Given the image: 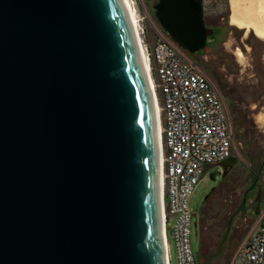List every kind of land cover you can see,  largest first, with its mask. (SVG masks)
Masks as SVG:
<instances>
[{"label":"water","instance_id":"water-1","mask_svg":"<svg viewBox=\"0 0 264 264\" xmlns=\"http://www.w3.org/2000/svg\"><path fill=\"white\" fill-rule=\"evenodd\" d=\"M152 8L198 49L200 0ZM130 19L125 0H0V264H165L156 112Z\"/></svg>","mask_w":264,"mask_h":264},{"label":"built area","instance_id":"built-area-1","mask_svg":"<svg viewBox=\"0 0 264 264\" xmlns=\"http://www.w3.org/2000/svg\"><path fill=\"white\" fill-rule=\"evenodd\" d=\"M151 45L138 30V49L151 77L159 126L161 170V230L165 264L166 237L174 249V264H198L190 246L188 200L205 165H218L232 153V130L218 92L187 53L158 26L151 25ZM264 187V176L258 174ZM173 221L169 228L166 222ZM226 264H264V198Z\"/></svg>","mask_w":264,"mask_h":264},{"label":"rangeland","instance_id":"rangeland-1","mask_svg":"<svg viewBox=\"0 0 264 264\" xmlns=\"http://www.w3.org/2000/svg\"><path fill=\"white\" fill-rule=\"evenodd\" d=\"M130 2L138 21L137 28L143 31L145 42L151 45V25H155L151 16L153 0ZM227 13V0H203V16L208 20L220 21ZM237 30L243 33L242 29ZM241 33L234 39L230 30L215 54L194 59L220 94L231 126L234 122L238 125L237 130L234 125L231 129V155L235 157V163L222 174L213 167L216 173L212 180L207 174L200 175L188 200L191 212L189 240L196 261L213 251V245L225 231L220 251L205 264H223L224 254L239 241L264 198V187L258 176H264V57L259 50L254 52L246 47ZM237 50L241 55H236ZM253 169L257 173H253ZM172 221L173 217H169L167 228ZM166 245L169 264H174L169 233Z\"/></svg>","mask_w":264,"mask_h":264},{"label":"flooded vegetation","instance_id":"flooded-vegetation-1","mask_svg":"<svg viewBox=\"0 0 264 264\" xmlns=\"http://www.w3.org/2000/svg\"><path fill=\"white\" fill-rule=\"evenodd\" d=\"M155 2H156V0H153L152 5ZM200 3H201L200 20L202 23V43L199 45V47H197L198 49L192 53H189L183 49L187 53V55L192 59V61H194V62H195L194 59L196 57H203L205 55H212V54H215L219 49H221L223 40H224L225 36L230 32V30H232L234 39H238V34L241 33V32H238L237 26L232 25L230 23V4H229V11L225 15V17H222L220 21L213 22V21L208 20L207 18H205L203 16V0H200ZM152 5H151V16L153 17V20H154L156 26H158V28L161 29L160 26L156 23V21L154 19V16H153L154 10L152 8ZM245 31H246V28H244V32L241 33V36L244 38L246 47L252 48L254 50V52H255V50H259L263 54V57H264V52H262L264 50V40H262V39H264V38L260 39L254 33L253 34L257 38L251 37L250 34H246ZM241 47L244 48V46L242 44H241ZM219 96H220V94H219ZM227 115H228V113H227ZM228 118L230 120L229 115H228ZM233 125L235 126V130H237L238 125L235 122L232 124L231 129H232ZM232 135H233V133H232ZM212 170H213V168L208 170V172H210ZM208 172L203 174V175L208 174ZM222 173H223V168H222L221 174ZM208 195L209 194L207 193L206 196L204 197L203 203L207 199ZM224 236H225V231H223L221 233L217 243L215 245H213V248H212L213 251L210 253H205L202 256L201 260L198 261V264H201L204 261V259L207 258L203 262V264H205L209 260L210 257L214 256L216 253H218L220 251Z\"/></svg>","mask_w":264,"mask_h":264},{"label":"bare ground","instance_id":"bare-ground-1","mask_svg":"<svg viewBox=\"0 0 264 264\" xmlns=\"http://www.w3.org/2000/svg\"><path fill=\"white\" fill-rule=\"evenodd\" d=\"M128 6V11L130 13L131 19L130 23L134 32V36L137 44L139 43V32L137 28L138 21L136 19V14L130 0H125ZM230 4V23L237 26L238 28H246V30L251 29L253 33L260 39L264 38V0H229ZM264 40V39H262ZM236 55H241L240 51L237 50ZM144 70H146V64L143 62ZM245 66V65H244ZM146 72V71H145ZM147 81L150 87L151 77L147 73ZM151 90V89H150ZM153 97V93H152ZM154 98V97H153ZM155 110V106H154ZM156 116V137H157V147H158V172H159V205L160 211L162 207L161 202V170H160V144H159V126Z\"/></svg>","mask_w":264,"mask_h":264},{"label":"crops","instance_id":"crops-1","mask_svg":"<svg viewBox=\"0 0 264 264\" xmlns=\"http://www.w3.org/2000/svg\"><path fill=\"white\" fill-rule=\"evenodd\" d=\"M262 202H263V200H262ZM262 202H261V205H262ZM236 244H237V243H236ZM235 246H236V245H235ZM235 246H234V247H235ZM234 247L231 249L230 252H226V253L224 254V256H223V264H226V262H227V260H228V257H229V255L231 254V252L233 251ZM210 264H214V263L210 262Z\"/></svg>","mask_w":264,"mask_h":264},{"label":"trees","instance_id":"trees-1","mask_svg":"<svg viewBox=\"0 0 264 264\" xmlns=\"http://www.w3.org/2000/svg\"><path fill=\"white\" fill-rule=\"evenodd\" d=\"M256 172L257 173V170L256 169H253V173Z\"/></svg>","mask_w":264,"mask_h":264}]
</instances>
